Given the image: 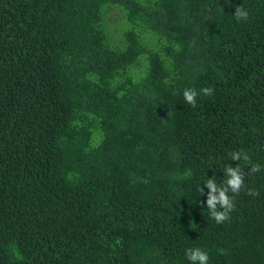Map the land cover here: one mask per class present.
Wrapping results in <instances>:
<instances>
[{
	"label": "trees",
	"instance_id": "16d2710c",
	"mask_svg": "<svg viewBox=\"0 0 264 264\" xmlns=\"http://www.w3.org/2000/svg\"><path fill=\"white\" fill-rule=\"evenodd\" d=\"M241 150L261 171L217 224L203 183ZM193 247L264 264V0H0V264H190Z\"/></svg>",
	"mask_w": 264,
	"mask_h": 264
},
{
	"label": "clouds",
	"instance_id": "9594fccd",
	"mask_svg": "<svg viewBox=\"0 0 264 264\" xmlns=\"http://www.w3.org/2000/svg\"><path fill=\"white\" fill-rule=\"evenodd\" d=\"M233 16L237 21H247L249 19L248 11L240 6L235 8ZM182 95L187 104L195 106L198 95L210 97L213 95V89L203 87L200 93H197L195 88H185ZM228 155L230 160L237 162L236 166L233 167L229 164L224 167V178L219 184L213 178H209L203 183L208 191L206 201L201 203L206 204L209 218L217 224H223L230 219V214L235 209L234 198L245 188V175L251 176L261 171V166L251 163L250 157L245 151H232ZM241 161L243 165H241ZM249 165L250 169L246 173L244 168ZM199 191L203 194L204 188L200 187ZM245 194L256 197L259 195V191L254 188H247ZM185 257L190 264H209L208 253L199 247L186 249Z\"/></svg>",
	"mask_w": 264,
	"mask_h": 264
},
{
	"label": "rangeland",
	"instance_id": "374dc122",
	"mask_svg": "<svg viewBox=\"0 0 264 264\" xmlns=\"http://www.w3.org/2000/svg\"><path fill=\"white\" fill-rule=\"evenodd\" d=\"M105 22L112 37L121 38L123 30L127 27L124 12L117 7L109 8L105 15Z\"/></svg>",
	"mask_w": 264,
	"mask_h": 264
}]
</instances>
